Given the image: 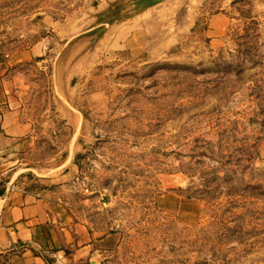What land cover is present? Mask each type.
<instances>
[{
	"label": "rangeland",
	"instance_id": "obj_1",
	"mask_svg": "<svg viewBox=\"0 0 264 264\" xmlns=\"http://www.w3.org/2000/svg\"><path fill=\"white\" fill-rule=\"evenodd\" d=\"M0 0L34 146L115 247L91 264H264V0Z\"/></svg>",
	"mask_w": 264,
	"mask_h": 264
},
{
	"label": "crops",
	"instance_id": "obj_2",
	"mask_svg": "<svg viewBox=\"0 0 264 264\" xmlns=\"http://www.w3.org/2000/svg\"><path fill=\"white\" fill-rule=\"evenodd\" d=\"M13 65L0 55V264H91L115 247V237L85 219L71 190L38 188L18 173L34 146L35 125Z\"/></svg>",
	"mask_w": 264,
	"mask_h": 264
},
{
	"label": "water",
	"instance_id": "obj_3",
	"mask_svg": "<svg viewBox=\"0 0 264 264\" xmlns=\"http://www.w3.org/2000/svg\"><path fill=\"white\" fill-rule=\"evenodd\" d=\"M164 1H166V0H134L133 10L134 11H144V10H147L151 7H154V6L160 4ZM25 172H26V170H19L18 173L22 176ZM12 184H13V181H8L6 183L5 192H7L9 190V188L11 187Z\"/></svg>",
	"mask_w": 264,
	"mask_h": 264
}]
</instances>
